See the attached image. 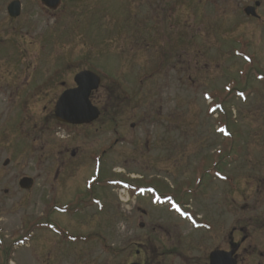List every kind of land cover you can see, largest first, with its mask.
<instances>
[{
  "label": "rangeland",
  "instance_id": "rangeland-1",
  "mask_svg": "<svg viewBox=\"0 0 264 264\" xmlns=\"http://www.w3.org/2000/svg\"><path fill=\"white\" fill-rule=\"evenodd\" d=\"M13 1L0 0V264H208L224 246L209 222L226 186L203 189V172L222 154L232 188L264 172V0H63L53 12L18 0L12 20ZM257 1L260 21L244 13ZM84 70L102 78L95 124L117 125L99 177L116 188L84 189L96 176L90 152L113 146L111 127L85 137L54 118ZM148 184L166 206L137 190Z\"/></svg>",
  "mask_w": 264,
  "mask_h": 264
},
{
  "label": "flooded vegetation",
  "instance_id": "flooded-vegetation-1",
  "mask_svg": "<svg viewBox=\"0 0 264 264\" xmlns=\"http://www.w3.org/2000/svg\"><path fill=\"white\" fill-rule=\"evenodd\" d=\"M261 2L257 1L254 4L257 6V9L261 8ZM260 20L261 17L257 21ZM64 85L65 84L62 83L61 86L63 87ZM74 87L75 86L73 85L71 87L65 88L63 92ZM91 96L93 102L94 95L92 94ZM96 122L85 126H75V128H81V131H83V135L85 137H96L102 135L101 133L105 131V128L108 126L111 127L107 129L108 132H110V136L114 137L113 146L111 145L107 149H102L101 152H99V150L97 152L92 151L90 152L91 155H89V158H91V161L95 160L96 163L99 164L96 171L98 179L97 183H99L97 188L101 189L106 185H108V187L112 186L116 188V178L108 179L107 177V180L101 181L99 177L104 172L102 169V166H104L103 157L114 152V147L119 141V139L116 140L117 125L115 123L106 124V126L97 125L95 124ZM66 126L74 127L71 125ZM132 128H135V125H132ZM147 147L149 148V146ZM76 152L77 151H73L74 156L72 157L76 156ZM228 156L225 155L224 162H219L225 164L224 168L230 166ZM221 171L222 168L220 167L218 169L217 166L213 171H211L212 173L210 175L212 179H210V185L208 183L201 182V186L204 187L203 189L207 190L208 188L210 192L217 190L212 187V185L216 182L220 184L223 183V185L226 186L224 196L223 194L218 196L213 192V218L211 216L209 222V227L214 234V238L221 237V241L224 242V246L222 244L218 245L210 254H208V264H264V172L252 173L249 180H246L248 185L245 187L232 188L231 174ZM213 180L215 181L214 183H212ZM148 185H145L147 187L145 197L151 196L152 206L158 209L166 206L167 203L165 201L167 200L168 195L165 194L162 196L154 189V186H150L151 184L149 186ZM207 185L209 186L205 187ZM93 187L94 185L92 186V190ZM94 191L92 192L93 196ZM184 191V188L181 189L180 186L178 198H176L177 202L174 204L176 206L177 213L180 214L181 217L182 214H184V209L186 207L182 194ZM201 193L202 191L200 190L198 194ZM194 194H196V192H194ZM82 199L83 204L88 206V200L85 198ZM99 199L101 198H98V200ZM199 224L207 225L206 222L202 223L201 221H199ZM212 254H218L220 256L219 260H216L215 257L214 261H212Z\"/></svg>",
  "mask_w": 264,
  "mask_h": 264
},
{
  "label": "water",
  "instance_id": "water-1",
  "mask_svg": "<svg viewBox=\"0 0 264 264\" xmlns=\"http://www.w3.org/2000/svg\"><path fill=\"white\" fill-rule=\"evenodd\" d=\"M41 2L50 9H56L61 0H41ZM253 11V8H249L246 13L252 14ZM9 13L14 18L20 15V3L18 1L9 6ZM75 83L77 84L76 88L65 91L59 98L56 107H54L55 118L63 123L74 124V126L92 123L98 119L100 112L92 105L90 95L98 90L100 78L92 72L84 71L76 75ZM4 165H9V160L5 161ZM33 184V180L29 178L20 181V186L25 190L31 189ZM215 257L216 260L220 258L218 254H212L211 260L214 261Z\"/></svg>",
  "mask_w": 264,
  "mask_h": 264
},
{
  "label": "trees",
  "instance_id": "trees-1",
  "mask_svg": "<svg viewBox=\"0 0 264 264\" xmlns=\"http://www.w3.org/2000/svg\"><path fill=\"white\" fill-rule=\"evenodd\" d=\"M249 73V72H248ZM247 73V74H248ZM225 105V99H223L222 100V102L221 103H219L218 105H217V107H215V109L217 110V111H219V112H223V109H224V106Z\"/></svg>",
  "mask_w": 264,
  "mask_h": 264
}]
</instances>
